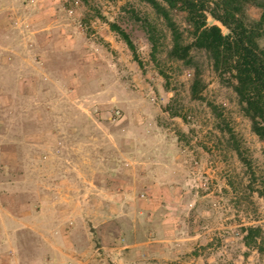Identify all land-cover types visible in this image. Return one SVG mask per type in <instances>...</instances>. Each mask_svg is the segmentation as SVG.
<instances>
[{
    "label": "rangeland",
    "instance_id": "1",
    "mask_svg": "<svg viewBox=\"0 0 264 264\" xmlns=\"http://www.w3.org/2000/svg\"><path fill=\"white\" fill-rule=\"evenodd\" d=\"M172 15L185 29L181 8ZM111 23L138 60L104 40L125 44ZM86 38L106 54L84 53ZM171 44L142 0H0V264H264V140L205 51L187 63ZM147 117L190 168L188 192L169 205L138 188L141 148L122 137ZM248 226L262 228L258 248L244 242Z\"/></svg>",
    "mask_w": 264,
    "mask_h": 264
},
{
    "label": "trees",
    "instance_id": "2",
    "mask_svg": "<svg viewBox=\"0 0 264 264\" xmlns=\"http://www.w3.org/2000/svg\"><path fill=\"white\" fill-rule=\"evenodd\" d=\"M142 1L154 9L170 32L172 44L168 56L189 63L193 48L205 51L220 81H230L242 114L251 122L252 132L264 140V47L259 43V39L264 36V0ZM249 5L262 9L259 20H249L245 11ZM177 7L185 13V29L180 27L172 15V10ZM210 20L220 22L228 32L224 34L222 28ZM110 27L121 36L134 59L138 60L129 34L116 23H111ZM148 32V38L154 43L153 31ZM153 47L155 50L154 44ZM154 50L152 59L156 60ZM200 82L199 79L193 81L190 88L192 98L200 97ZM210 106L213 107L212 104ZM243 230L246 246L258 248L262 228L248 226Z\"/></svg>",
    "mask_w": 264,
    "mask_h": 264
},
{
    "label": "crops",
    "instance_id": "3",
    "mask_svg": "<svg viewBox=\"0 0 264 264\" xmlns=\"http://www.w3.org/2000/svg\"><path fill=\"white\" fill-rule=\"evenodd\" d=\"M104 40L110 43V47L114 49L113 51L123 55L122 59L127 61L128 58L131 57L126 43L124 44L122 41L118 43L114 37L107 33L104 35ZM106 41L104 43H106ZM82 47L85 49L84 53H90L92 59H97L98 56L103 57L106 54L102 52V43H96L88 38H86L84 44L82 43ZM96 49H98L99 52H95L94 50ZM111 57H113V54H111ZM116 60H118V58ZM131 67L133 68V66ZM156 120L147 117L141 120V124L136 123L132 132L127 131L123 133L122 137L127 135L124 139L128 146H131L129 150L138 145L141 148L138 154L132 151L134 153L132 155V160L137 156L139 158L132 161L135 168L133 173H138V175H136V179H138V183H140L138 188H143L147 192V200L159 206L169 205L172 202L179 201V194H186L188 192L191 180L189 179L190 168L188 167L185 156L177 151L173 144V147H170L171 145L169 146V142L168 144L166 143L164 137L165 128L160 124L161 122L158 123ZM171 140L173 141V139ZM176 140L178 141V139ZM175 144L177 146L178 143L176 142ZM143 158L144 160L142 161ZM138 163L143 164L138 165ZM137 167L140 168L137 169ZM183 189L187 192H182ZM167 201L168 203L166 204L165 202ZM158 210L160 214H162L161 211H163V209L161 210L160 208ZM42 237L44 236L42 235ZM55 240H59V235L53 236V244H51V246L54 252L60 253L61 247L55 245ZM26 264H38V262L37 260H32ZM41 264L48 263L41 262Z\"/></svg>",
    "mask_w": 264,
    "mask_h": 264
},
{
    "label": "built area",
    "instance_id": "4",
    "mask_svg": "<svg viewBox=\"0 0 264 264\" xmlns=\"http://www.w3.org/2000/svg\"><path fill=\"white\" fill-rule=\"evenodd\" d=\"M117 114H119V112H117Z\"/></svg>",
    "mask_w": 264,
    "mask_h": 264
}]
</instances>
